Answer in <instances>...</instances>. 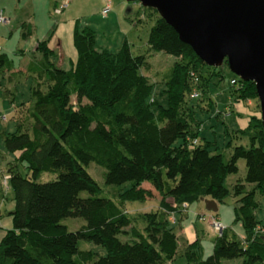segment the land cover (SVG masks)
Segmentation results:
<instances>
[{
  "label": "trees",
  "instance_id": "1",
  "mask_svg": "<svg viewBox=\"0 0 264 264\" xmlns=\"http://www.w3.org/2000/svg\"><path fill=\"white\" fill-rule=\"evenodd\" d=\"M73 37L78 59L72 68L58 64L46 37L36 46L40 57L26 69L34 78L35 102L27 116L29 125L19 124L18 131L5 138L13 155L3 175L15 206L13 226L0 244V264H168L180 252L187 258L184 264H227L237 258L242 259L239 264H264V226L256 214V196H264L261 116L252 115L245 128H227L229 146L234 140L249 141V146L234 145L229 159L214 150L213 141L200 138L203 122L197 114L217 112L208 92L212 78L225 80L222 69L210 66L217 71L205 74L209 65L161 16L149 42L176 60L160 90L141 72L145 57L134 55L128 41L118 52L98 48L95 31L78 22ZM4 68L11 79L22 72L13 71L7 53L0 52V71ZM196 87L200 91L193 92ZM229 92L235 103L254 100L261 111L254 81L235 76ZM162 95L167 96L166 106L160 102ZM215 117L220 119V113ZM240 159L246 160V177L233 190L245 239L224 231L212 254L203 259L198 240L180 250L170 216L202 196L225 202L230 195L226 179L238 171ZM91 163L104 171L107 185L118 186L110 187L117 190L116 197L107 194L108 186H100L90 172ZM44 172L57 177L38 181ZM153 189L160 195L159 209L142 216L125 210L129 201L152 198ZM69 217L86 223L71 230L63 223ZM142 220L145 230L136 223ZM82 241L102 246L107 253L85 248Z\"/></svg>",
  "mask_w": 264,
  "mask_h": 264
},
{
  "label": "rangeland",
  "instance_id": "2",
  "mask_svg": "<svg viewBox=\"0 0 264 264\" xmlns=\"http://www.w3.org/2000/svg\"><path fill=\"white\" fill-rule=\"evenodd\" d=\"M110 2L111 11L105 15L103 14V8ZM65 4H67L66 7H64ZM1 8L4 10V20L0 19V52L7 53L9 56V66H12L13 71L22 72L18 73L15 79H11L10 72L7 71V68L0 71V162L1 160H5V158L8 159L9 155H13L6 149V136L18 131L19 124L25 123V126H28L30 123L27 121V116L35 102L32 95L34 78L26 69L31 60L40 57V54L36 52V46L39 40L50 37L49 43L57 46L59 39L62 38L65 53L72 56V50L77 51L74 45L73 33L78 22L81 26H89L95 31L96 46L98 48L118 52L122 48L123 43L128 41L134 55H142L145 57L146 63L142 67L141 72L147 75L152 82L156 83L157 90L162 88L165 72L176 60L174 56L163 51H157L151 46L149 42L151 29L157 24L160 14L154 8L143 6L139 1L0 0ZM30 29L32 31L31 34ZM24 31L29 33L27 37L24 36ZM60 47L61 42L58 45V48ZM62 52H59V54L63 60L68 55L64 54L62 57ZM209 67L206 66L204 68V72L207 75H211L209 73L210 69L216 70L214 67ZM64 68H72L70 59H66ZM220 69H222L225 75V80H219L217 77L212 78L208 92L215 100L214 111L217 110V112H214V115H212L213 111L208 114L198 113L197 118L203 122L200 138L213 141L214 150L217 149L224 154L226 159H229L233 153L234 145L242 143L249 146V141L245 138L241 143L234 140L232 147L228 144L232 138L230 134L227 135V128L238 129L240 127L239 124H241L239 120L242 117L235 108L227 110V107L231 106L232 103L229 82L237 75L232 72L227 64H224ZM195 91H200V89L196 87L193 92ZM208 95L205 94V97ZM159 99L162 105H167V96L162 95ZM195 102L205 105L204 100H195ZM217 113H220V119L215 117ZM98 166L96 163H91L89 167L90 172L103 189L108 186L105 189L108 195L116 197L117 190L110 187L117 188L118 186L107 185L104 179V171ZM246 172V160L240 159L238 162V171L228 175L226 179V184L230 189V195L225 202L218 203L217 212L210 211L207 208L206 201L212 198L202 196L193 203H185L181 213H173L170 216L176 232H178L181 223L183 226L191 227L192 232L196 235V239L202 247V259L212 254L216 238L219 234L224 233V231H228L232 238L235 237L241 241L245 239V226L236 211L238 197L234 195L233 185L238 180L245 181ZM1 173L0 211L2 215L0 214V221L2 227L7 229L8 224L12 220L7 210L14 204V200L13 192L9 188V184H6L8 178ZM56 177L57 175L55 173L44 172L38 181L46 182L55 180ZM153 192L154 196L148 200L127 202L125 210L133 215L142 216L141 213L159 209L158 200L160 199V195L155 189H153ZM3 195L4 198H2ZM82 195L87 196L88 193L83 192ZM256 199L260 203L256 214L264 226V196L258 194ZM136 217L139 218L138 216ZM218 222L226 225L227 229L220 230L217 227ZM63 223L68 225L71 230H75L86 223V221L80 217H69L64 219ZM136 223L141 230H145L146 223L143 220ZM178 233L181 237V245L179 244L181 250L187 247V243L185 245L182 243L186 235L182 232ZM80 244L81 246H85V248L95 250L101 255L107 253L104 247L95 243L82 241ZM183 255L180 252L175 264H184L187 262L186 256ZM241 261V258H237L226 261V263L239 264ZM168 264H174V262H169Z\"/></svg>",
  "mask_w": 264,
  "mask_h": 264
},
{
  "label": "water",
  "instance_id": "3",
  "mask_svg": "<svg viewBox=\"0 0 264 264\" xmlns=\"http://www.w3.org/2000/svg\"><path fill=\"white\" fill-rule=\"evenodd\" d=\"M156 9L209 66L256 83L264 124V0H127ZM218 211L215 199L207 200Z\"/></svg>",
  "mask_w": 264,
  "mask_h": 264
},
{
  "label": "crops",
  "instance_id": "4",
  "mask_svg": "<svg viewBox=\"0 0 264 264\" xmlns=\"http://www.w3.org/2000/svg\"><path fill=\"white\" fill-rule=\"evenodd\" d=\"M4 10L1 8L0 9V16H1V12H3ZM74 34V33H73ZM73 40H74V38H73ZM61 42V47L60 48H58V45H59V43ZM59 41H58V43H57V46L55 45V46H53V45H51L50 44V46L54 49V51L57 53L56 55L57 56H60V57H58L57 58V60H59V65L60 66H62V67H64V65L66 64V59H70V61H71V63H72V65L77 61V59H78V53H77V51H73L72 50V56H70V55H68L67 53H65V47H64V42H63V40H62V38H60L59 39ZM64 48V49H63ZM75 49H76V47H75ZM61 51H63L62 52V57H63V55L64 54H67L68 56L66 57V58H64L63 60H62V58H61V55L59 54V52H61ZM70 57V58H69ZM232 99V103H231V106H228L227 107V110H232V108H235V109H237V111H239V113H240V115H241V117L242 118H240V123L241 124H239L240 125V127L239 128H245V127H247L248 126V124H249V120H250V117L252 116V115H258V116H261V111L259 112V110L258 109H256V106H255V101L254 100H249L248 101V104L247 103H245V102H243V103H235V100L233 99V98H231ZM261 110V109H260ZM5 119H6V117H4ZM238 128V129H239ZM12 158V155H9V157H8V159H6L5 158V160H1V162H0V170L2 171V173L3 172H5L6 171V164L10 161V159ZM6 161V162H5ZM1 171H0V173H1ZM1 173V174H2ZM0 196H1V194H0ZM14 200V199H13ZM218 203V202H217ZM3 206H4V204H3ZM14 206H15V202H14V204L12 205V206H10L9 207V209L7 210V208H5V210H7V212H8V214H10V216H11V218H12V215H11V211L13 210V208H14ZM190 206V205H189ZM0 214L2 215V212L0 211ZM6 216V215H5ZM1 219H3V218H1ZM11 220V219H10ZM12 226H13V220H11V223L10 224H8V228L7 229H5L4 227H2V224H1V221H0V244H1V242H2V239H3V237L5 236V234H6V232L9 230V229H11L12 228ZM178 232H182L183 234H185L186 235V238H184V241L182 242L184 245L187 243V246L190 244V243H192V242H194V241H196L197 239H196V235L192 232V230H191V227H186V226H183L182 225V223L180 224V228H179V230H178ZM178 232H176L177 233V236H178V240H179V244L181 245V242H180V234L178 233ZM187 233H188V237H187ZM246 236V235H245ZM245 238V237H244ZM176 262V261H175ZM175 262H174V264H175Z\"/></svg>",
  "mask_w": 264,
  "mask_h": 264
},
{
  "label": "built area",
  "instance_id": "5",
  "mask_svg": "<svg viewBox=\"0 0 264 264\" xmlns=\"http://www.w3.org/2000/svg\"><path fill=\"white\" fill-rule=\"evenodd\" d=\"M106 1H108V0H106ZM66 6H67V4L64 5V7H66ZM110 11H111V2H110V3H107L106 7L103 9V14L107 15L108 13H110ZM0 19H1V20H4V18H3V12H1ZM0 50H1V47H0ZM235 82H236L235 79L232 80V83H235ZM195 95H197V94H195ZM194 142L196 143L197 140H195ZM217 227H218L220 230L227 229V226L224 225V224L221 223V222H218V223H217Z\"/></svg>",
  "mask_w": 264,
  "mask_h": 264
}]
</instances>
